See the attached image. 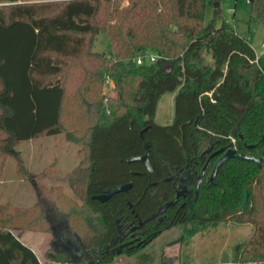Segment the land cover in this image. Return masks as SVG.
<instances>
[{
  "label": "trees",
  "instance_id": "obj_1",
  "mask_svg": "<svg viewBox=\"0 0 264 264\" xmlns=\"http://www.w3.org/2000/svg\"><path fill=\"white\" fill-rule=\"evenodd\" d=\"M3 2L13 4L0 6V151L20 164L16 145L21 142L62 133L78 146L82 142L79 164L68 180L74 186L81 177L84 206L98 214L103 225L95 242L87 246L108 241L118 217L137 224L174 199L184 166L191 184L187 197H192L208 157L237 143L238 153L261 158V166L235 157L208 179L218 159L214 157L191 213L181 207L185 200L181 197L161 221L145 222L142 229L149 241L154 233L176 225L250 224L252 234L235 246L231 264L264 261V49L256 55L246 38L225 22L218 28L205 27L207 0ZM248 4V24H264V0ZM219 15L217 7L214 18ZM101 32L108 37V53L93 51ZM147 53L157 55L155 62L137 65V56ZM204 56L209 63H203ZM69 62L87 70L81 86L85 141L78 125L65 130L62 124L67 95L62 76ZM107 78L114 89L103 97ZM178 88L172 123H155L159 97ZM145 152L153 172L141 162L128 161ZM50 169L53 174L58 171ZM125 183H131L129 190L105 202L92 199ZM244 191L247 203L240 209ZM16 228L0 227V264H41L12 232ZM47 257L58 261L54 253ZM110 259L111 254L104 257Z\"/></svg>",
  "mask_w": 264,
  "mask_h": 264
},
{
  "label": "rangeland",
  "instance_id": "obj_2",
  "mask_svg": "<svg viewBox=\"0 0 264 264\" xmlns=\"http://www.w3.org/2000/svg\"><path fill=\"white\" fill-rule=\"evenodd\" d=\"M35 1L47 0H19L27 3ZM214 2L216 1L206 2L204 26L212 25L218 28L225 22L246 38L257 55H261L264 24L259 22L248 24L250 6L247 1L218 0L220 12L218 18H214L216 9ZM11 4L13 3L3 2L0 6L8 7ZM109 47L107 35L102 32L97 34L93 51L108 53ZM145 62L148 64L147 59ZM203 63H209V57L204 56ZM86 71L83 64L69 62L62 76L67 93L62 124L65 130L74 124L78 125V134L83 141L87 135V123L81 121L84 118L81 86L87 78ZM102 95L103 97L111 95L106 80L102 87ZM170 96V94L162 96L154 116L155 123L160 125L172 123L174 107L171 106ZM1 136L0 134V138ZM65 136V133L40 136L17 144L16 149L20 151L21 157L20 164L14 157L4 155L0 151V227H18L14 229V234L29 242L42 264L54 262L75 264L66 261L73 259L53 245L56 236L52 226L61 223L62 229L59 232L70 237L79 236L85 245H92L97 234L103 230L99 215L84 206L81 177L80 184L73 186L69 183L68 179L78 161L75 150L83 144L81 142L78 146ZM51 166L58 170L55 174L52 173ZM47 173L49 175H45ZM53 175L56 180L50 179ZM29 220L35 224L29 225ZM252 231L253 226L250 224L230 221L219 222L214 226L209 224L198 226L196 223L176 225L160 232L133 253L125 251L122 254L111 255L109 261L89 263L85 260L80 264H231L236 258L235 246L244 244ZM48 252L54 253L58 261L49 259ZM254 262L259 261H249L247 264Z\"/></svg>",
  "mask_w": 264,
  "mask_h": 264
},
{
  "label": "flooded vegetation",
  "instance_id": "obj_3",
  "mask_svg": "<svg viewBox=\"0 0 264 264\" xmlns=\"http://www.w3.org/2000/svg\"><path fill=\"white\" fill-rule=\"evenodd\" d=\"M206 170H205V172H206ZM205 172H204L202 181L204 180ZM188 179H189V170H188L187 166H184L183 171L181 173V177H180L181 186H180V189L177 190L176 197L174 199H171V200L165 202V203L173 202V205L168 206L165 210L159 212L155 217L151 218L150 220H155L156 222L161 221L162 220V214L165 213L168 208L174 207L179 202L181 197L185 199L184 202L181 203V207H183V206L187 207V211H186L187 215H189L191 213L192 209L194 208V206L197 202L198 194H197V198H196V200L192 206L190 213H188V200H191L195 197V190H196L197 181H196L195 185L192 187L193 188V196L187 197V194L189 193L188 186L191 187V184L188 183ZM197 179H198V176H197ZM208 179H210V176H208ZM202 181H201V183H202ZM201 183H200V185H201ZM200 185H199V187H200ZM199 187H198L197 191L199 190ZM163 205H161L160 207H162ZM145 219L144 220H138L137 224H133V223L124 222L118 217L115 220V225H116L115 234L113 236H111L109 238V240L106 241L105 243H103L102 245H96L93 247H89V246L85 245L79 237H78V239L74 238V241H71V239H68V238H70V236H68L66 233L59 232L62 229L61 223H60L57 226H52V229H53L54 234L56 236V239L54 240L53 245L56 248H59L60 252L67 253V255L70 256L74 261L84 262L85 260H87L89 263H99V262L104 261L105 256L110 255V254L114 255L115 253H113L112 251H115L116 247L119 245H122L121 249H122V253H124L125 251L127 252V249L142 246V244H146L147 242L151 241L154 237H156L157 234L154 233L153 238H151L149 241H147V239L145 237V232L142 229V225L145 222H148L150 220L145 221ZM112 239H116V241L114 242L113 245H110V242L112 241ZM143 239H144V241H143ZM65 240H67L66 243L63 242Z\"/></svg>",
  "mask_w": 264,
  "mask_h": 264
},
{
  "label": "water",
  "instance_id": "obj_4",
  "mask_svg": "<svg viewBox=\"0 0 264 264\" xmlns=\"http://www.w3.org/2000/svg\"><path fill=\"white\" fill-rule=\"evenodd\" d=\"M247 3H251L252 0H246ZM214 5L216 6V8L218 7L219 3L218 1L214 2ZM262 140L264 141V137H262ZM253 145H248V148H251ZM148 147V144L145 143L144 144V148L146 149ZM238 148H239V145L237 143H235L234 145L232 144H228L226 146H223L221 147L220 149H218L217 151L213 152L207 159V161L205 162V165L203 166L202 170L200 171L199 175H198V179H197V183H196V190H195V197L191 200H188V213H190L191 209H192V206L197 198V194H198V187L202 181V178H203V175H204V172L205 170L207 169L210 161L214 158V157H218L216 163H215V166L213 168V171H212V174L210 176V179L213 178V176L216 174V171L218 169V167L226 162L227 160L229 159H232V158H241V159H244V160H247V161H251V162H254L258 167L261 166V158L259 157H255V156H252V155H249V154H240L238 153ZM183 156L185 159H187V153L186 151L184 150L183 151ZM128 161L132 162V161H138V162H141L144 164V166L146 167V169L149 171V172H153V167L149 161V153L148 152H145L143 155H140V156H135V157H131L128 159ZM131 188V183H125V184H121V185H117L116 187H112V188H108L105 192L101 193V194H96V195H93L92 196V199H95V200H98L100 202H105L107 201L111 196L119 193V192H123V191H127ZM247 203V192L244 191L243 192V197H242V201H241V204H240V209H243L244 206L246 205ZM173 205V202H167L165 203L162 207H160L156 212H154L153 214H151L149 217H147L145 219V221L147 220H150L151 218L155 217L159 212L165 210L168 206H171ZM74 238L75 239H78V237L75 235V237H70L68 239H71V241H74ZM67 240L63 241L66 243ZM116 241V239H112V241L110 242V245H113L114 242ZM68 243V242H67ZM121 246L122 245H119L116 247V250L115 251H112L113 253L115 254H121L122 253V249H121ZM52 264H60V263H57V262H54Z\"/></svg>",
  "mask_w": 264,
  "mask_h": 264
},
{
  "label": "crops",
  "instance_id": "obj_5",
  "mask_svg": "<svg viewBox=\"0 0 264 264\" xmlns=\"http://www.w3.org/2000/svg\"><path fill=\"white\" fill-rule=\"evenodd\" d=\"M256 53V52H255ZM257 55V54H256ZM108 85H109V88L111 89V92L113 91V89H114V83L111 81V80H109L108 81ZM178 90H179V88L178 89H176L175 91H172V92H170V93H163L160 97H159V99H158V102H157V107H156V112H155V115H156V113H157V110H158V107H159V104H160V100H161V98H162V96L163 95H165V94H170L171 96H170V99H171V106L172 107H174V98H175V96H176V94H177V92H178ZM173 116H174V110H173ZM36 139V138H35ZM31 140H33V139H31ZM78 149H79V147L77 148V150H75V155L77 156V159H78V161H77V164H76V166L73 168V169H75L77 166H78V164H79V157H78ZM75 156V157H76ZM71 160H72V158H71ZM58 165H59V163H58ZM59 167H60V165H59ZM60 170H61V168H59ZM72 169V170H73ZM67 174V173H66ZM14 230H12V232H13ZM14 233V232H13ZM19 237V239L25 244V245H27L28 247H30V249L35 253V250H34V248L31 246V245H29V242L28 241H24V239L23 238H21L20 236H18ZM29 240V239H28ZM35 255H36V253H35ZM37 256V255H36ZM38 258V257H37ZM38 260L40 261V259L38 258ZM42 264V263H41Z\"/></svg>",
  "mask_w": 264,
  "mask_h": 264
},
{
  "label": "built area",
  "instance_id": "obj_6",
  "mask_svg": "<svg viewBox=\"0 0 264 264\" xmlns=\"http://www.w3.org/2000/svg\"><path fill=\"white\" fill-rule=\"evenodd\" d=\"M262 48L264 49V45L262 44ZM148 60V64H151V63H153V62H155V60L157 59V55L156 54H153V53H147V54H145V55H139V56H137V58L135 59V63L137 64V65H143V64H147L146 62H145V60ZM106 81L108 82L109 81V78H107L106 79ZM256 262H254V264H255ZM257 263H259V264H264V261H259V262H257ZM256 263V264H257Z\"/></svg>",
  "mask_w": 264,
  "mask_h": 264
}]
</instances>
